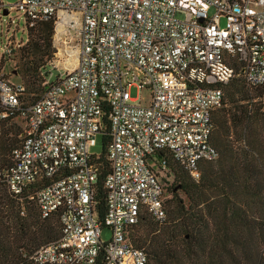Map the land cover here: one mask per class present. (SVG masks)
Instances as JSON below:
<instances>
[{
    "label": "built area",
    "instance_id": "obj_1",
    "mask_svg": "<svg viewBox=\"0 0 264 264\" xmlns=\"http://www.w3.org/2000/svg\"><path fill=\"white\" fill-rule=\"evenodd\" d=\"M12 11L29 27L53 21L56 37L78 39L77 66L63 67L55 81L51 71L35 101L0 75V136L13 116L24 121L2 173L6 187L23 210L34 203L43 220L57 216L61 226V237L28 260L97 264L106 246L105 264H149L132 229L145 214L166 221L171 161L200 179L203 163L218 160L212 121L225 87L236 77L264 86V0H17L10 7L0 0V21ZM133 88L149 91V103L133 99ZM105 102L109 242L95 216L91 155Z\"/></svg>",
    "mask_w": 264,
    "mask_h": 264
},
{
    "label": "trees",
    "instance_id": "obj_2",
    "mask_svg": "<svg viewBox=\"0 0 264 264\" xmlns=\"http://www.w3.org/2000/svg\"><path fill=\"white\" fill-rule=\"evenodd\" d=\"M26 26L30 36H32L31 45L37 55L43 51L45 43H47L48 48L51 47L54 33L53 21L42 22L35 29L29 27L27 23ZM43 60L34 59L32 61L34 73L40 72V89H31L32 91H37H35L36 93L28 92V95L31 94L32 97L27 98V100L25 99L26 101L37 100L43 92V87L41 86L45 78L50 74L48 68H52L51 64L47 65ZM26 72L23 74L24 78L27 80L29 86H31L29 74ZM236 80L241 79L236 77L225 87V89L228 87L231 96L243 93L239 84H235ZM243 84L250 89H264V86L250 87L244 82ZM36 86L37 83L34 82L31 88ZM260 94L264 96V90ZM224 104L225 97L222 108ZM218 111L214 114L212 121V145L218 152L219 160L220 152L217 147L221 150H223V147L218 141L214 143L213 140L214 132L219 128L221 119V116H216ZM110 112L108 103H103L104 116L101 136L103 137L105 153L95 160L98 180L94 194L95 216L100 224L101 231L106 227L107 192L105 182L111 169L108 161V146L112 140ZM16 118L24 124L22 118L13 116L5 125H8L10 121H14ZM5 137H8L7 133H3V136L0 137V264H34L28 260L27 255L45 244L57 241L61 237L60 221L57 216L43 220L37 208L35 209L31 206L33 203L30 202L25 205L23 210V206L19 200L8 191L2 173L12 163L8 159L9 151L12 152L20 142L12 149L14 140ZM252 154H255V152L253 151ZM241 156V151H238L233 160V165L228 168L224 166L223 170L227 172L225 174L221 170V177L219 178L220 180L218 179L217 185L214 182V178H211L210 174L206 173V171L205 176L201 177L196 183L190 180L184 173L178 176L176 174L180 180V188L191 198L190 208L186 213L187 225L185 226V230L191 231L194 238L192 241H184V243H187L188 248V252L184 253L188 264H199L202 255L205 256V259L209 260L207 264H224L223 260L225 257L230 259L231 264H242L243 250H240V252L234 248L228 250L227 247L240 246L241 239L236 238V235L239 228H245L250 222V211L252 210H255L256 213L254 215L260 221V229L264 232V198H262L264 196V183L260 181L262 174L255 169L252 163H249L248 159H246V164L242 165ZM211 188L221 190L224 200L227 201L224 204L222 213H219L216 204L210 202L211 200L206 194L207 190ZM203 204L207 205L205 209H199ZM192 211L195 212L192 213ZM146 215L148 214L143 215V217ZM56 217L58 222L54 223L53 219ZM143 217L142 220L144 219ZM142 220L137 226L133 227L132 233L139 227ZM174 239L175 236L171 233L167 238L164 237L155 239L153 242L151 241L150 251L147 253L142 248L146 244L145 240L141 239L138 234L131 236L133 246L136 249L143 250L147 254L149 264H151V260L152 264H176L179 255L174 249ZM258 261L259 264L260 262L264 263V252L260 253ZM105 262L106 246H103L100 250L97 264H105Z\"/></svg>",
    "mask_w": 264,
    "mask_h": 264
},
{
    "label": "rangeland",
    "instance_id": "obj_3",
    "mask_svg": "<svg viewBox=\"0 0 264 264\" xmlns=\"http://www.w3.org/2000/svg\"><path fill=\"white\" fill-rule=\"evenodd\" d=\"M3 2L6 6L10 7L16 4L17 0H3ZM37 26L33 28L35 29ZM56 34L54 25L51 47L48 48L47 43H45L43 51L37 55L31 45L32 36H30L26 22L19 13L12 11L0 21V75H3L14 84H22L26 88V100L32 97L31 94L28 95L29 93H36L35 91L40 89V72L34 73V66L32 64L34 59H44L43 62L47 65L51 64L55 66L56 71L52 70L51 67L48 68V72H54V81L59 76V72L64 70L63 67L72 70L77 66L78 39L76 35L69 34L66 37L59 34L56 37ZM25 72L29 74L31 86H29L27 80L24 78L23 74ZM34 82L37 83V86L31 88ZM235 84H239L243 93L231 96V92L227 87L225 89L224 107L216 114L217 117L221 116V119L219 128L214 132L213 140L214 143L218 141L222 145L223 150L219 149L215 144L220 152V158L211 164L203 163L201 177L205 176L206 171V173L210 174L211 178H214V182L217 185L221 177V170L226 174L227 171L223 170L224 166L226 168L232 166L236 153L241 151L242 165L246 164V159H248L249 163H252L255 169L261 172L262 177L260 181L264 183V96L260 94L264 89H250L241 80H236ZM31 89L37 90L32 91ZM130 92L131 97L143 105L149 103V91H140L133 88ZM3 133H7L8 137L14 140L13 149L21 141L22 134L24 133V124L18 119L12 120L8 125H3L0 137L3 136ZM253 151L255 154H252ZM104 153L103 137L99 135L96 146L91 149V155L98 158L103 156ZM8 159L11 161V151L8 153ZM171 166L174 171V177L172 182L167 186L170 199L166 202V221L160 224L155 222L149 215H146L131 236L138 234L141 239L145 240L146 244L142 248L148 253L151 241L153 242L155 239L164 237L167 238L172 233L175 236L173 240V242L175 241L174 249L179 255L176 264H188L187 258L184 257V253L188 252L187 243H184V241H192L194 238L191 231L185 230V226L187 225L186 213L190 208L191 198L180 188V180L177 176L184 173L195 183L201 177L198 180L193 179L188 172L173 161H171ZM206 194L210 198V202L216 204L219 213H222L224 204L227 201L224 200L221 190L211 188L207 190ZM206 204L201 205L199 209H205ZM31 206L35 209L37 208L34 203ZM255 213V210L250 211V222L245 228H239L237 232L236 238L241 239L240 246L227 247L228 250L231 248L239 252L243 250L242 264H259V255L264 252V232L260 229V221L254 215ZM53 222H58L57 217L53 219ZM186 236L187 238H185ZM111 238V230L108 227H104L101 232V240L109 242ZM223 261L224 264H231L230 259L227 257ZM208 262L209 260L205 259V256L202 255L199 264H207ZM260 264L264 263L260 262Z\"/></svg>",
    "mask_w": 264,
    "mask_h": 264
},
{
    "label": "water",
    "instance_id": "obj_4",
    "mask_svg": "<svg viewBox=\"0 0 264 264\" xmlns=\"http://www.w3.org/2000/svg\"><path fill=\"white\" fill-rule=\"evenodd\" d=\"M4 15H5V16H7V15H8V13H5Z\"/></svg>",
    "mask_w": 264,
    "mask_h": 264
}]
</instances>
